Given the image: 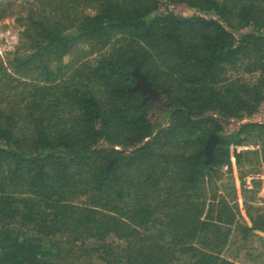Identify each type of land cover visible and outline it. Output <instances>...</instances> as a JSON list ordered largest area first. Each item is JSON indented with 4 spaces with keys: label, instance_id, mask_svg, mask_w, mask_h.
<instances>
[{
    "label": "trees",
    "instance_id": "trees-1",
    "mask_svg": "<svg viewBox=\"0 0 264 264\" xmlns=\"http://www.w3.org/2000/svg\"><path fill=\"white\" fill-rule=\"evenodd\" d=\"M13 16L0 264H263L223 252L264 233L245 170L264 159V0H0Z\"/></svg>",
    "mask_w": 264,
    "mask_h": 264
},
{
    "label": "rangeland",
    "instance_id": "rangeland-1",
    "mask_svg": "<svg viewBox=\"0 0 264 264\" xmlns=\"http://www.w3.org/2000/svg\"><path fill=\"white\" fill-rule=\"evenodd\" d=\"M162 9L170 8L173 9L175 12L184 14V15H191L194 13V10L184 4H176V5H170L166 6L163 4ZM19 27L18 24L15 21V16L8 17L4 20H0V54H4L6 51L14 50L18 40H19ZM241 75H244L242 73ZM249 79V76H248ZM249 119H246L248 121ZM252 121L256 122H264V105L261 106L260 110L257 114H255L252 118ZM240 125V122L233 121L228 128L229 129H237ZM240 150H246V149H256L259 148V145L247 143L242 146H240ZM260 159V158H259ZM245 170L248 172L246 176L249 175H255V178L258 179V181H261V187L258 189L257 195L260 197L256 203V205L263 206L264 205V159L259 162V164H253V165H247L245 167ZM230 180L228 177L222 178V180H218V184L222 186L223 184H228ZM238 188H239V182H238ZM240 199H242V196H240ZM243 200V199H242ZM236 233L232 235L231 238H234ZM243 245L241 247L238 246ZM235 245L228 246L225 251L223 252V255L225 257H231L232 259L238 260L239 262L245 263V259L249 258L246 254V250L249 249L252 256H257L256 260L258 262H261L264 264V233H258L250 237V239L247 242L238 241ZM247 246V247H244ZM239 247V248H238ZM246 248V249H245Z\"/></svg>",
    "mask_w": 264,
    "mask_h": 264
},
{
    "label": "water",
    "instance_id": "water-1",
    "mask_svg": "<svg viewBox=\"0 0 264 264\" xmlns=\"http://www.w3.org/2000/svg\"><path fill=\"white\" fill-rule=\"evenodd\" d=\"M134 74L138 78V82L134 87L135 89H140L145 95H147V93L149 92L151 94V96H149V97H152V98H157L159 96V93L157 92V90H155L151 87V84L148 82L147 77L145 75H143L139 71V69H136L134 71ZM218 139L219 138L215 134H212L209 137L208 142H207L206 147H205V152L207 154L206 163L212 162L213 157H214L213 150L216 146Z\"/></svg>",
    "mask_w": 264,
    "mask_h": 264
},
{
    "label": "built area",
    "instance_id": "built-area-1",
    "mask_svg": "<svg viewBox=\"0 0 264 264\" xmlns=\"http://www.w3.org/2000/svg\"><path fill=\"white\" fill-rule=\"evenodd\" d=\"M241 148L240 146L238 147V149ZM255 178V175H249V178L248 176H246V187L248 188H252V180Z\"/></svg>",
    "mask_w": 264,
    "mask_h": 264
},
{
    "label": "flooded vegetation",
    "instance_id": "flooded-vegetation-1",
    "mask_svg": "<svg viewBox=\"0 0 264 264\" xmlns=\"http://www.w3.org/2000/svg\"><path fill=\"white\" fill-rule=\"evenodd\" d=\"M147 96L149 97V96H151V94L148 92V93H147Z\"/></svg>",
    "mask_w": 264,
    "mask_h": 264
}]
</instances>
